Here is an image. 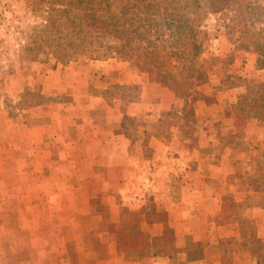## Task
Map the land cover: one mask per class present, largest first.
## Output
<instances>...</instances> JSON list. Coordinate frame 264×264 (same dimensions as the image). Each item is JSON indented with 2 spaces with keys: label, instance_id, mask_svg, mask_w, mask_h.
<instances>
[{
  "label": "rangeland",
  "instance_id": "374dc122",
  "mask_svg": "<svg viewBox=\"0 0 264 264\" xmlns=\"http://www.w3.org/2000/svg\"><path fill=\"white\" fill-rule=\"evenodd\" d=\"M33 2L0 0V264H222L220 240L223 237L246 245L233 253L232 264L264 261L262 124L253 118L243 135L235 134L229 113L231 107L220 103L217 94L228 84L245 85L246 90L239 94L257 89L259 72L251 76L243 74L248 62L247 52L258 55V68L260 62L264 65V49L260 50V43L264 42V0H206L208 14L203 24L209 38L204 44L203 56L208 61L207 80L193 88L187 103L167 87L150 81L145 72L127 61L80 57L66 64L58 62L46 30L48 4L40 0L36 7ZM97 61H105L104 68L110 71L97 67ZM236 67L239 72L234 73ZM211 73L216 76V82H212ZM144 81L158 85L144 95L141 85ZM70 92L82 96L89 93L88 100L104 99L111 108H119V112L112 109L106 113L98 103L86 109L80 102L70 105L74 98ZM172 96L179 98V107L161 111L159 121L153 123V132L163 133L167 143L184 154L180 159L184 165L171 163V169L163 175L169 187L143 189L146 200L142 204L135 200L136 196L126 198L128 203L121 215L112 213L109 204L96 202L90 204L96 205L100 215L97 219L88 217L87 204L70 203L73 207L77 204L80 211L72 213L65 200L80 193L78 172L65 173L73 185L65 187V176L60 171L62 155L38 157L41 165L49 164L52 158L58 162L56 171L35 173V177L41 178L39 187L21 186L24 172L16 169L20 162L18 157L1 156L4 132L11 131L10 141L16 145L13 129L22 120L27 125L44 123L50 112L62 118L67 108L65 103L69 102L67 105L71 107L66 114L94 117L100 122L97 126L100 130L106 127L104 121L109 115L110 119L120 120L121 131L137 137L146 131V115L133 114L131 103L150 98L156 113L160 111L159 101H170ZM193 148L197 151L193 152ZM214 163L216 167L210 169ZM3 164L10 170L2 171ZM198 164L201 166L200 193L192 186L184 188L186 181L197 179ZM5 175L10 183L7 187L3 186ZM49 180L55 181L57 187H49ZM163 189L173 198L184 195L186 200L174 209L170 223L161 219L163 205L157 206L154 202L155 193ZM36 194L42 196L39 205L17 202L19 195L31 200ZM7 205L9 213L5 211ZM222 205L225 213L237 215L244 221L214 225ZM22 206L26 209L20 216ZM54 209L56 217L52 214ZM136 213L146 218L142 226L151 235L133 244L138 249L118 252L121 234L115 225L129 223ZM152 219L157 220L158 228H149ZM158 230L161 233L156 234ZM195 241L200 242L203 257L188 261L187 248ZM251 248H258L255 255Z\"/></svg>",
  "mask_w": 264,
  "mask_h": 264
},
{
  "label": "trees",
  "instance_id": "16d2710c",
  "mask_svg": "<svg viewBox=\"0 0 264 264\" xmlns=\"http://www.w3.org/2000/svg\"><path fill=\"white\" fill-rule=\"evenodd\" d=\"M33 1L34 5L41 3ZM45 2L48 4L49 44L58 62L66 64L80 57L127 61L145 72L150 81L172 90L186 103L193 88L207 80L208 61L203 56L204 44L209 38L203 24L208 14L206 0ZM262 49L264 42L260 43ZM229 113L235 134L243 135L253 118L264 125V79H260L255 91L239 94ZM225 212L222 205L214 218L216 224L244 221ZM145 220L140 213L132 215L129 223L115 225L121 234L118 252L138 249L133 244L140 238L150 237L142 226ZM235 241L230 237L221 238L222 264H232L233 253L246 248L245 243L238 245ZM187 249L188 261L203 257L199 241L191 243ZM250 251L255 255L258 248Z\"/></svg>",
  "mask_w": 264,
  "mask_h": 264
},
{
  "label": "crops",
  "instance_id": "0c3cea01",
  "mask_svg": "<svg viewBox=\"0 0 264 264\" xmlns=\"http://www.w3.org/2000/svg\"><path fill=\"white\" fill-rule=\"evenodd\" d=\"M246 55L248 62L246 63V71L243 76H251L252 73L254 74L255 71H257L260 74V79H264V65L261 64V62L259 68L256 65L258 55L251 52H247ZM261 57L262 55L260 53V61ZM103 62L105 61H97V67L102 66L104 72L110 71V69L104 68L107 64ZM234 69V73H237V70L239 72V68L236 67ZM240 74L242 73L240 72ZM210 76L212 82H216L214 79L216 76L212 73ZM141 85L143 87V94L146 95L148 89L158 84L144 81ZM245 90V85L228 84L225 86V90L217 92L218 100L220 103L224 102L231 107L237 101V94ZM69 94L74 95L73 101H70V105L76 104L74 102H80V104H82L81 107L86 109L95 107L96 103H98L101 108L106 110V113L111 112L112 109H114L116 113L119 112V108H111L104 99L95 101L91 99L88 100L87 97H89V93L83 94L84 96L71 92ZM67 104H69V102L65 103V105L67 108L70 107ZM159 104L160 111L154 113L152 107L153 101L150 98L143 97L131 103L130 107L133 114L140 113L146 115V131L144 134H140L137 137L121 131L120 120L110 119L109 115H107L104 121V126L106 127L100 130L97 128L100 122L97 121L96 118L91 117V119H88L85 115L79 117L71 113L66 114V111H69L67 108H65L64 111L65 116L62 118L57 116L54 112H50L48 114V120L44 123L27 125L22 120L18 127L13 129L14 135H16V145L14 143L12 144V141H10L9 133L11 131L8 130L2 134L5 145H3L1 150V156L3 158L18 157L20 162H18L16 169L24 172L23 174L27 173V176L23 174L21 176V186L25 187L32 185L39 187L42 185L40 182L41 178L35 177V173L43 170L56 171L58 162H56L55 158H52L50 159V163L47 164L48 166L41 165L38 157L42 154L49 158L55 155H62V168H60V171L62 170L65 176L63 182L65 187L67 185L68 187L73 186L70 184V181L67 180V174L65 173L70 171L78 172L80 193L73 197H68L69 199L65 200V202L69 203L72 213L74 211L76 214L77 212L80 213L77 209L78 203H81V205L87 204L89 207L88 217L97 219L100 215L96 210V205L90 204L96 202L100 205L109 204L110 210L113 211L112 213L121 215L123 213V208L128 203L126 202V198L136 196L135 200L142 204L141 202L146 200V192L143 189L148 190L150 187L160 189L169 187L163 175L171 169V163L174 165L178 163L180 167L184 165V163H180V159L184 154L178 149H173L171 145L167 143V139L163 133L153 132V123L154 121H159L161 111L178 108L180 100L172 96L170 101L162 100L159 101ZM153 113L154 116H152ZM260 142L264 143V125H260ZM195 151L197 150L193 148V152ZM190 159L193 158L190 157ZM199 165L200 164H198L196 171L197 179H192V182L186 181L184 188L192 186L194 189L197 188V192L200 193L201 191L198 188V183L201 181L199 180L201 166ZM213 167H216V163L210 165V169H213ZM4 170L9 171V166L3 164L2 171ZM3 180L6 181V183L4 181L3 186H9L10 183L6 175ZM48 186L53 188L57 187L55 181L51 180L48 181ZM134 191L138 192L134 194ZM166 192L167 190L164 191V189L158 191V193L156 192L154 202H156L157 206L163 205V216L161 219L167 220V222L170 223V220L174 218V209L183 205V202L186 200L184 195L180 198H173L169 195V191L167 194ZM213 194L214 192L210 193L211 196ZM39 195L40 194H36V197L31 200H27L25 195H19L17 202L22 205L27 204L26 202L39 205L42 197ZM216 195L218 199V194ZM49 196L51 195H48V197ZM213 198L214 196L212 199ZM4 199V202H6L7 197H4ZM48 201H50V199H48ZM51 201L57 202L56 199H52ZM74 202L77 204L73 207L70 203ZM25 209L26 208L22 206L20 216H23ZM5 211L9 213L8 205ZM214 211L215 210H213V212ZM32 212L34 213L35 209H32ZM52 214L54 217L58 216L55 209L52 210ZM32 217L35 218L36 216L32 215ZM114 217L117 219L121 218V216ZM156 221L155 219V221L151 222L149 226L150 229L159 227ZM162 222L164 223V221ZM214 225L217 224L215 223ZM155 233L161 232L158 230Z\"/></svg>",
  "mask_w": 264,
  "mask_h": 264
}]
</instances>
